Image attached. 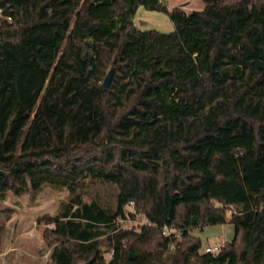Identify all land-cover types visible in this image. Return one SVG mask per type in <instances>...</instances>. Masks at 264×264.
I'll return each instance as SVG.
<instances>
[{"label": "trees", "instance_id": "trees-1", "mask_svg": "<svg viewBox=\"0 0 264 264\" xmlns=\"http://www.w3.org/2000/svg\"><path fill=\"white\" fill-rule=\"evenodd\" d=\"M202 1L0 0V202L68 192L39 218L45 264H264V0ZM139 7L173 30H140ZM87 179L114 209L83 200ZM131 202L137 231L119 228ZM227 219L200 254L191 232Z\"/></svg>", "mask_w": 264, "mask_h": 264}, {"label": "rangeland", "instance_id": "rangeland-1", "mask_svg": "<svg viewBox=\"0 0 264 264\" xmlns=\"http://www.w3.org/2000/svg\"><path fill=\"white\" fill-rule=\"evenodd\" d=\"M167 9L184 7L186 13L199 11L203 8L202 0H161ZM142 21V22H140ZM134 23L142 30H157L169 33L171 23L168 17L160 12L147 11L142 7L137 9ZM147 28V29H143ZM110 70L107 69V72ZM83 200L85 202L97 201L105 208L114 209L116 206V186L109 183L85 180L83 186ZM68 202V192L64 188H54L44 185L37 193L24 192L16 197L11 193L6 200L0 202V264H45L49 261L50 247L44 239L46 225L39 220L43 215H56L62 204ZM145 220L134 204L126 206V218L120 222V229L137 231ZM179 237V233L177 234ZM191 235L199 238L201 247L199 253L203 254L206 247H221L233 238V226L225 223L204 226L194 229ZM103 257L108 261L111 252L101 249ZM216 254V253H214Z\"/></svg>", "mask_w": 264, "mask_h": 264}, {"label": "built area", "instance_id": "built-area-1", "mask_svg": "<svg viewBox=\"0 0 264 264\" xmlns=\"http://www.w3.org/2000/svg\"><path fill=\"white\" fill-rule=\"evenodd\" d=\"M7 20H9V18L7 19ZM130 204H133L132 202L130 203ZM122 221L123 220H118V223H122ZM178 232H177V230L176 229H174V228H163L162 229V235L163 236H174V237H177L178 235ZM219 250H220V247H218V246H213V247H206L205 249H204V253H210V254H214V253H218L219 252Z\"/></svg>", "mask_w": 264, "mask_h": 264}, {"label": "water", "instance_id": "water-1", "mask_svg": "<svg viewBox=\"0 0 264 264\" xmlns=\"http://www.w3.org/2000/svg\"><path fill=\"white\" fill-rule=\"evenodd\" d=\"M112 77H113V70L110 69V70L107 72V74H106V76H105V78H104V80H103V82H102V85H103L105 88H108V87H109V85H110V83H111V80H112ZM132 259H133V258H132ZM85 264H89V263H85Z\"/></svg>", "mask_w": 264, "mask_h": 264}, {"label": "crops", "instance_id": "crops-1", "mask_svg": "<svg viewBox=\"0 0 264 264\" xmlns=\"http://www.w3.org/2000/svg\"><path fill=\"white\" fill-rule=\"evenodd\" d=\"M181 9H182L183 11L186 10L184 7H181ZM134 20H135V18H134ZM140 22H142V21H140ZM143 29H147V28H143ZM171 29H173V28H172V25H171ZM140 30H142V29H140Z\"/></svg>", "mask_w": 264, "mask_h": 264}]
</instances>
